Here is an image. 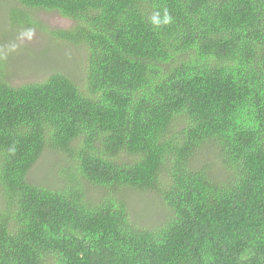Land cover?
<instances>
[{
	"label": "trees",
	"instance_id": "obj_1",
	"mask_svg": "<svg viewBox=\"0 0 264 264\" xmlns=\"http://www.w3.org/2000/svg\"><path fill=\"white\" fill-rule=\"evenodd\" d=\"M13 1L83 56L19 84L0 57V264H264V0Z\"/></svg>",
	"mask_w": 264,
	"mask_h": 264
},
{
	"label": "rangeland",
	"instance_id": "obj_2",
	"mask_svg": "<svg viewBox=\"0 0 264 264\" xmlns=\"http://www.w3.org/2000/svg\"><path fill=\"white\" fill-rule=\"evenodd\" d=\"M13 0H0V57L8 56L13 64L10 76L13 84L44 79L50 71L78 73L83 53L77 47L49 39L47 32L33 26L20 27L11 24L10 10ZM25 11V7H21ZM35 20L47 28L66 27L70 21L56 12L39 11ZM209 159V156H205ZM57 153L45 150L38 161L31 167L27 178L40 183L50 180L59 170ZM130 208L133 216L141 223L158 216L160 205L154 195L131 191L129 194Z\"/></svg>",
	"mask_w": 264,
	"mask_h": 264
}]
</instances>
